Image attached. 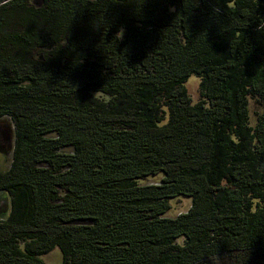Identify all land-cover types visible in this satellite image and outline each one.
Segmentation results:
<instances>
[{"label": "trees", "instance_id": "1", "mask_svg": "<svg viewBox=\"0 0 264 264\" xmlns=\"http://www.w3.org/2000/svg\"><path fill=\"white\" fill-rule=\"evenodd\" d=\"M250 98L264 105V0H0V264L56 247L62 264H264ZM178 196L189 209L165 216Z\"/></svg>", "mask_w": 264, "mask_h": 264}, {"label": "rangeland", "instance_id": "2", "mask_svg": "<svg viewBox=\"0 0 264 264\" xmlns=\"http://www.w3.org/2000/svg\"><path fill=\"white\" fill-rule=\"evenodd\" d=\"M42 0H32L35 5H39ZM188 94L195 103L200 99V79L192 75L186 82ZM249 115L250 124L255 126L258 119L264 116V105H259L256 100L249 99ZM14 142L13 125L9 118H0V170L9 168L12 158V147ZM162 173L147 176L137 181L140 185L158 184L161 182ZM170 210L165 214L167 217H175L176 215L186 212L191 205V198L186 196H178L169 199ZM9 210V195L7 193H0V217H3ZM183 238H178L177 243H183ZM46 264H62V255L56 247L48 254L42 256Z\"/></svg>", "mask_w": 264, "mask_h": 264}]
</instances>
